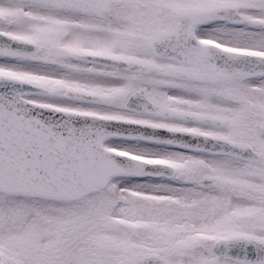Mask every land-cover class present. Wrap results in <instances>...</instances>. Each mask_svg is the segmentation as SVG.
<instances>
[{"label": "snow or ice", "instance_id": "snow-or-ice-1", "mask_svg": "<svg viewBox=\"0 0 264 264\" xmlns=\"http://www.w3.org/2000/svg\"><path fill=\"white\" fill-rule=\"evenodd\" d=\"M0 264H264V0H0Z\"/></svg>", "mask_w": 264, "mask_h": 264}]
</instances>
